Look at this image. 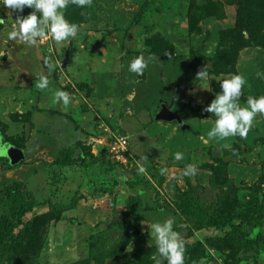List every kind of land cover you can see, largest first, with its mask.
<instances>
[{
  "label": "rangeland",
  "instance_id": "1",
  "mask_svg": "<svg viewBox=\"0 0 264 264\" xmlns=\"http://www.w3.org/2000/svg\"><path fill=\"white\" fill-rule=\"evenodd\" d=\"M32 11L0 5V118L26 154L10 169L4 168L9 158L0 160V232L44 238L40 250L26 249L24 264H156L163 258L148 224L168 217L176 219L185 253L199 243L192 264H264V223L246 234L233 227L255 212L264 218V115L247 138L227 140H209L216 118L199 115L222 91L218 79L234 74L247 79L241 106L249 95H264V79L257 77L264 72V43L258 44L264 0H92L90 7L65 10L80 26L75 39L8 41L17 17ZM251 25L258 28L255 40L245 31ZM221 49L236 53L233 70L209 69ZM140 55L148 67L143 75L130 73L129 62ZM192 63L200 64L198 71L206 67L209 84L196 79ZM40 75L48 77L47 89L36 87ZM56 90L71 95L67 108L56 103ZM160 106L181 121L159 118ZM3 137L0 132V156L10 148ZM118 137L128 140L120 159L111 151ZM176 152L184 159L177 161ZM187 164L197 166L195 177L182 175ZM14 182L23 185L14 191L28 201L24 214L7 207L6 185ZM76 197L72 210L53 208ZM100 231L112 237L107 253L98 245L96 258L91 250ZM14 253L0 264H11Z\"/></svg>",
  "mask_w": 264,
  "mask_h": 264
},
{
  "label": "clouds",
  "instance_id": "2",
  "mask_svg": "<svg viewBox=\"0 0 264 264\" xmlns=\"http://www.w3.org/2000/svg\"><path fill=\"white\" fill-rule=\"evenodd\" d=\"M0 5L23 13L26 7L33 9L26 16L20 15L15 20L12 29L7 33L8 41L20 42L27 45H36L38 41L43 42L51 38L57 44L75 39L80 30V26L71 23L65 18V10L69 5L79 8L90 7L92 0H0ZM5 21L0 18V24ZM49 70H54L55 65L46 61ZM148 67V63L143 55L133 58L128 64V71L136 75H143ZM257 77L264 79V72H258ZM199 82L207 81L209 84V72L206 67L196 74ZM221 81L222 91L218 93L206 111L214 114L215 122L207 132L209 140H227L231 137L247 138L249 131L257 115H264V95L247 97L246 105L241 106L240 97L243 95V88L247 84V79L241 74H234L230 78L218 79ZM50 81L47 76L40 75L36 87L47 89ZM201 85V84H200ZM203 88H209L201 86ZM71 95L64 90H56L55 101L67 108L71 104ZM141 159L146 160L143 156ZM175 159H184L182 152L175 153ZM146 171L142 163L138 164V174ZM161 175L168 173V169L162 168ZM183 176L195 177L197 166L187 164L182 172ZM150 235L154 238L157 253L163 260L157 259L156 264H185L186 244L181 237V233L175 230V217H168L163 221H154L150 225ZM182 227V226H181Z\"/></svg>",
  "mask_w": 264,
  "mask_h": 264
},
{
  "label": "trees",
  "instance_id": "3",
  "mask_svg": "<svg viewBox=\"0 0 264 264\" xmlns=\"http://www.w3.org/2000/svg\"><path fill=\"white\" fill-rule=\"evenodd\" d=\"M193 17H197V16H193ZM197 18L199 19L200 17H197ZM194 21H196V20H194ZM195 24H197V23H195ZM239 28L240 29H238V31H240V32H242L244 30V25L242 24V22H240ZM257 29L258 28L256 27V25H254V26L251 25V27H248L247 30H245L250 34V40L251 39H253V40L257 39V38H255L256 37L255 34L257 32ZM232 36H235V34H232ZM263 43H264V41H262V40H260L258 42V44H263ZM263 46H264V44H263ZM236 57H237V55L233 51H227V50L223 51L221 49V51H218L217 54L212 58L213 69L209 68V67L208 68L212 71H216V70L219 71L220 70V71H224V72L233 70ZM199 66H200L199 63H192L190 65L191 69H193V70L196 69L197 71H198ZM200 112H201V114H200ZM209 114L210 113L206 112L205 109L201 108L199 110V115H201V116H207ZM17 116L15 117L16 120L24 121L26 119L27 115L21 116V115L17 114ZM26 121H27V119H26ZM0 132H2V134L4 136L3 137L4 143H12L21 149H25L24 146L22 145V143H20L19 136H12V135L8 134L7 125L1 120V118H0ZM3 159H4V157H0V160H3ZM23 161L24 160H22L20 162L22 163ZM14 166H16V165L9 163L4 168L10 169V168H13ZM9 185L10 184L6 185L7 186L6 188L8 190V191L6 190L8 193V196L6 198L7 199V202H6L7 207L10 204L11 211L22 212L23 214L26 213L27 211H29L27 208V203H26L28 201H26L25 195L23 193L18 194L19 192L15 193V191H14V189H17V187L23 186L22 182H14L12 184V186H14L15 188H13L11 186L10 187L11 189L9 188ZM11 195H13V196H11ZM77 203H78V198L76 197L74 202H72V204L68 205L67 203H57V204L55 203L53 205V208H55V210H57L59 212L66 211V210H72L76 207ZM263 223H264L263 216L261 214H258L255 212L254 214L247 215L245 217V220H243V224H241L240 226L235 224V225H233V227L235 230H239L237 233L242 234L245 231V234H246V231L248 233L251 231V228H259ZM219 225L221 226L222 224H219ZM243 225H245L247 230H245ZM243 228H244V230H242ZM24 231H25V229H24ZM1 234H0V262L4 260L3 258L6 257L9 254V252H15L14 254H16V256L14 255L15 259L13 260V262L11 264H24V260H25L26 255H27V252H26L27 248L29 250H35L36 249L38 251L42 248V246H44V242H43L44 238L42 239L37 232L33 233V237L28 236V234H24V236L23 235H21V236L12 235V236H10V234H8V233L2 234V235ZM97 235H99V236L97 237ZM94 237H95V239L99 238V241L96 242V246L93 245L92 250H91V255H92V257L94 256V257L98 258L99 257V251L97 249L98 245L100 247H102V251H104L103 253H107L109 251L107 248L108 243H109V240L112 236H111V233H109L108 231L107 232L100 231ZM27 239H29V241L31 239H34V240H36V242L34 243V242L30 241V243H31V246H30V244L26 241ZM119 241H121V239ZM231 241L235 244L237 249H239L240 246L242 247V244L240 242V237H238V239H237V238L233 237V235H231ZM197 245H196V247H191L190 250L187 253H185V264H192V262L194 260L193 258L198 252L195 249L198 247ZM188 247H190V246H188ZM8 259H9V257H8Z\"/></svg>",
  "mask_w": 264,
  "mask_h": 264
},
{
  "label": "water",
  "instance_id": "4",
  "mask_svg": "<svg viewBox=\"0 0 264 264\" xmlns=\"http://www.w3.org/2000/svg\"><path fill=\"white\" fill-rule=\"evenodd\" d=\"M70 58H71V54H70V50L66 53V58L62 61L61 65L62 66H66V64L68 62H70ZM167 109L165 106H160L159 108L156 109V114L159 118L161 119H167V120H172L177 118L178 121H181V119H179L180 116L177 115V117H175L174 115L172 117H167L166 114L164 115L163 113H166ZM7 145L10 146V148H7L9 150H7L5 152V154H3V156L0 157H7L10 160L11 164H16L19 163L20 161L24 160L26 158V154L24 152L23 149L15 146L12 143H6Z\"/></svg>",
  "mask_w": 264,
  "mask_h": 264
},
{
  "label": "built area",
  "instance_id": "5",
  "mask_svg": "<svg viewBox=\"0 0 264 264\" xmlns=\"http://www.w3.org/2000/svg\"><path fill=\"white\" fill-rule=\"evenodd\" d=\"M128 146V140L124 137H118L116 142H112L111 151L120 159L124 157Z\"/></svg>",
  "mask_w": 264,
  "mask_h": 264
},
{
  "label": "crops",
  "instance_id": "6",
  "mask_svg": "<svg viewBox=\"0 0 264 264\" xmlns=\"http://www.w3.org/2000/svg\"><path fill=\"white\" fill-rule=\"evenodd\" d=\"M28 104V103H27ZM33 106V105H32ZM31 106V107H32ZM22 107V106H21ZM30 107V106H29ZM28 109V105H27V107H26V109H25V111ZM30 109H32V110H34L33 108H30ZM180 116V115H179ZM179 119H181L180 117H179ZM55 130H56V128H55ZM10 135H13V134H10ZM90 140H92L91 138H90ZM99 145V144H98ZM98 148L101 150V152L104 150L103 148V146L102 145H100V146H98ZM24 150V149H23ZM93 150H95V149H93ZM96 151V150H95ZM94 151V152H95Z\"/></svg>",
  "mask_w": 264,
  "mask_h": 264
}]
</instances>
